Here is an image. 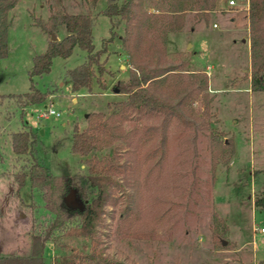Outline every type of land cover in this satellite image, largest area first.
Segmentation results:
<instances>
[{
    "label": "rangeland",
    "instance_id": "374dc122",
    "mask_svg": "<svg viewBox=\"0 0 264 264\" xmlns=\"http://www.w3.org/2000/svg\"><path fill=\"white\" fill-rule=\"evenodd\" d=\"M229 1L217 0L216 8L208 10L199 8L202 0H142L148 56L163 67H176L151 87L183 99L181 108L197 124L169 121L160 156L153 150L158 139L148 134V127H161V116L126 112L118 117L119 137L103 153L118 149L121 160L129 158L137 166L140 205L131 216H121L119 206L112 207L100 238L121 264H264V208L255 205V197L264 192V90L251 88L249 0H236L235 5ZM107 4L19 0L10 10L8 52L0 57V94L23 93L32 86L51 94L33 107L27 105L24 113L14 98L0 101V255L24 253L33 223L45 226L55 216L29 177L17 195L13 174L25 158L14 152L12 132L28 123L37 135L38 159L54 173H76L85 168V157L71 150L74 125L85 126L90 112L109 113L127 97L117 87L134 67L123 46L126 21L114 24L104 13ZM64 10L94 14L97 49L112 37L102 56L107 88L94 81L91 89H72L67 70L87 56L80 47L68 57L55 56L49 72L30 74L34 56L47 49L51 38L40 20ZM66 32L60 26L57 38ZM207 93L212 97L209 106ZM47 105L61 116L39 117ZM224 140L229 146L222 145ZM124 190L127 197L130 188ZM66 200L70 207H83L76 189ZM215 211L226 221L220 241L212 231ZM90 246L89 239L64 237L49 241L45 254L53 264L54 257L73 247Z\"/></svg>",
    "mask_w": 264,
    "mask_h": 264
},
{
    "label": "trees",
    "instance_id": "16d2710c",
    "mask_svg": "<svg viewBox=\"0 0 264 264\" xmlns=\"http://www.w3.org/2000/svg\"><path fill=\"white\" fill-rule=\"evenodd\" d=\"M18 2L19 0H0V57L8 52L11 24L9 13ZM216 5L217 0H202L199 8L212 10ZM142 7V0H108L104 9V13L113 19L114 24L118 19L126 21L123 46L128 51L134 67L128 79L117 82L118 91L127 95L125 99L115 102L109 113L90 112L85 126H80L79 123L74 125L71 150L85 157L84 169L76 173L52 172L36 155L38 141L33 129L28 127L13 132V150L17 156L25 158L21 168L13 174L17 184L16 193L21 196V189L29 177L32 188L42 192L47 209L55 216L45 226L33 223V231L30 232V253L0 255V264H48L45 254L47 243L59 242L64 237L89 239L91 246L87 250L73 247L70 253L62 254L59 258L54 257L53 264H121L114 255L107 253L100 238V227L105 223L112 207L119 206L121 216H131L140 205L137 196V166L129 158L121 160L118 149L103 153L104 149L114 144L119 137L118 117L126 112H154L161 116V127H148V134H155L158 139L153 150L160 156L163 154L165 128L169 121L176 120L182 125L194 127L197 124L181 108L183 99L175 100L169 94L156 92L151 87L160 81L162 75L176 67H163L157 60L148 56L146 17ZM248 18L251 88L264 90V0H249ZM95 22L96 18L91 12L67 10L53 12L47 20H40V25L51 38L47 49L34 56L30 74L33 76L49 72L55 56L68 57L76 47H80L87 52V56L84 62L67 70L72 89H91L94 81L102 88H107L104 78L107 67L102 56L108 51V41L112 37L97 49L93 33ZM62 25L67 31L66 34L61 39H53V34L57 35ZM50 94V90L43 91L32 86L27 92L0 94V101L4 98H14L18 105L24 108L45 101ZM207 95L208 93L206 97ZM211 100V96L207 97V106ZM222 145L226 147L229 143L224 140ZM216 165L217 155L214 154L213 172ZM124 186L130 188L127 197L124 196ZM72 189H76L83 207L68 205L66 197ZM255 205L264 208V192L255 197ZM2 215L0 199V217ZM213 217V235L215 240L220 241L221 228L226 226V221L216 211ZM38 226L43 229L36 231ZM58 230L61 232L56 234Z\"/></svg>",
    "mask_w": 264,
    "mask_h": 264
},
{
    "label": "built area",
    "instance_id": "2783aa9c",
    "mask_svg": "<svg viewBox=\"0 0 264 264\" xmlns=\"http://www.w3.org/2000/svg\"><path fill=\"white\" fill-rule=\"evenodd\" d=\"M229 2H230L231 5L236 4V0H230ZM51 114H55L57 116H61V112L60 111L56 110L52 106L48 107V105L45 106V107H43V108H41L40 111L38 112V116L39 117L40 116H42V117H48ZM261 230L264 231V227H262Z\"/></svg>",
    "mask_w": 264,
    "mask_h": 264
},
{
    "label": "crops",
    "instance_id": "0c3cea01",
    "mask_svg": "<svg viewBox=\"0 0 264 264\" xmlns=\"http://www.w3.org/2000/svg\"><path fill=\"white\" fill-rule=\"evenodd\" d=\"M230 3V2H229ZM235 5V4H234ZM249 9V8H248ZM44 34V33H43ZM47 38V37H46ZM249 39H250V36H249ZM48 40V39H47ZM249 42H250V40H249ZM54 95V94H53ZM53 95H51V97L53 96ZM73 99H76V98H73ZM32 107L33 106H35V104H32L31 105ZM27 107V106H26ZM26 107H24V108H22V110H23V113H24V111H25V109H26ZM9 116V115H8ZM26 125H29L28 123H24L23 124V127L25 126V128H27V126ZM12 134H13V132H12ZM12 176V175H11ZM30 251H31V238H30V240H29V244L26 246V251L24 252V253H21V254H28V253H30Z\"/></svg>",
    "mask_w": 264,
    "mask_h": 264
},
{
    "label": "water",
    "instance_id": "95a60500",
    "mask_svg": "<svg viewBox=\"0 0 264 264\" xmlns=\"http://www.w3.org/2000/svg\"><path fill=\"white\" fill-rule=\"evenodd\" d=\"M53 39H57V35L56 34H53L52 36ZM224 243H226V240H223Z\"/></svg>",
    "mask_w": 264,
    "mask_h": 264
}]
</instances>
